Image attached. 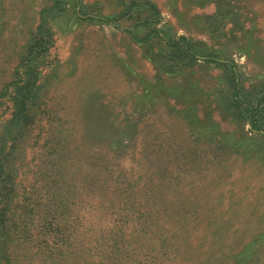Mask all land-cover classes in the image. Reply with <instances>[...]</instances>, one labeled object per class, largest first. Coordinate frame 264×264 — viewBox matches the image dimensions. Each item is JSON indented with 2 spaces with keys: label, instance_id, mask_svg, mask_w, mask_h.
I'll use <instances>...</instances> for the list:
<instances>
[{
  "label": "rangeland",
  "instance_id": "obj_1",
  "mask_svg": "<svg viewBox=\"0 0 264 264\" xmlns=\"http://www.w3.org/2000/svg\"><path fill=\"white\" fill-rule=\"evenodd\" d=\"M79 1L80 12L65 0L42 15L54 0H0V133L8 87L43 17L53 40L37 123L10 161L13 264H44L50 247L58 264H97L85 248L111 246V264H264V137L232 115L224 66L168 72L165 59H176H156L164 42L128 33L147 31L145 4ZM146 1L157 27L233 61L250 103L264 95V0ZM127 9L114 22L97 17ZM55 217L50 231L44 220Z\"/></svg>",
  "mask_w": 264,
  "mask_h": 264
},
{
  "label": "trees",
  "instance_id": "obj_2",
  "mask_svg": "<svg viewBox=\"0 0 264 264\" xmlns=\"http://www.w3.org/2000/svg\"><path fill=\"white\" fill-rule=\"evenodd\" d=\"M60 1L62 2V6L66 5L65 0ZM60 1L54 0L51 6L42 10V15L49 14L57 8H62V6L58 7ZM140 3L145 4L148 7L147 10H149L145 16L138 18L140 24L146 26L144 28H146L147 31L139 36L135 31L128 30L131 37L139 43H150L155 39H158L157 42L159 48V41L164 42V45L162 46L163 50L160 51L161 53L158 56H156V59H165L164 57H166V53L170 60L176 59V63L174 64H169V60L165 59L166 64L163 69L168 72H172L173 68L176 66L190 67L197 64L198 61L224 66L225 78L231 89L230 106L239 112L232 115H234V117H240L242 115L247 123L250 124L252 130L261 133L257 134V136L264 137V95L257 96L254 103L248 101L251 99V94H249L240 83L235 63L227 58L219 57L215 52L202 43H192V41L184 36H177L174 35V33L172 34L171 32H168L164 28L157 27V9L151 2L146 0L140 2L130 0L128 6L136 7ZM73 6L76 7L75 13L81 11L79 0H73ZM65 8L66 7H63V9ZM127 11L128 9L125 12L123 10V12L115 16L114 19L112 17H97L100 23H107L111 20L114 22L123 18ZM149 14L151 16H149ZM77 17L79 20L84 17H88L87 19H97L86 14L85 16L81 17L78 15ZM46 22L47 21L43 17L41 23L39 22V25L32 33L31 39L29 40L22 59L14 73V79L8 87V96L12 104V113L10 119L3 122L2 131L0 133V264H13L14 260V251L11 250L7 244L8 232L10 228L15 225V220L13 218L9 219V215H11L9 204L13 201L12 198L16 196L10 161L14 159V154L18 150L19 144L24 143L25 134L37 123V101L40 92L38 78H40L39 75L44 67L43 63L45 55L53 42L52 32ZM154 23H156V25H154ZM254 42L255 40L252 42V45ZM242 116L240 118H243ZM195 125L201 127L200 130L204 129L199 121H196ZM198 135L206 138L211 137L210 135L213 134ZM224 145L227 146L226 143H224ZM57 156L58 154H55V157L52 156L50 162H53ZM56 181L57 179L54 182ZM50 214L55 215L56 211L54 210V212ZM54 215H51V217ZM54 220H56V217L53 219V222L51 220H44L50 228V231H55L56 229V222ZM78 226L79 225L75 227L74 224H72L73 229H76ZM76 232L77 230H73L71 234ZM53 235L52 242L57 239V241H60V245L65 243V239L67 240L63 234H61V236L56 234ZM30 237H32V235H30ZM113 241L115 242V240ZM111 247L112 249L107 254H98L96 248H85V250L92 258L97 257V264H111L110 261L115 260L117 255V252L113 251L115 247ZM99 255L102 256L99 257ZM44 256L45 257L42 260L44 261V264H58V256L56 255V258L54 257L53 247H50Z\"/></svg>",
  "mask_w": 264,
  "mask_h": 264
}]
</instances>
